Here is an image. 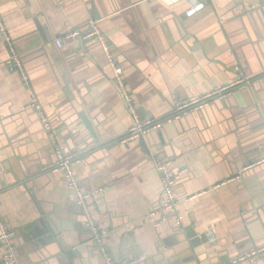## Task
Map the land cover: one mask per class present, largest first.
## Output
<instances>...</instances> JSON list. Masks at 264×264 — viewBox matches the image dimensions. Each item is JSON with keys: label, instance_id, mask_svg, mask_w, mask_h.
<instances>
[{"label": "crops", "instance_id": "obj_1", "mask_svg": "<svg viewBox=\"0 0 264 264\" xmlns=\"http://www.w3.org/2000/svg\"><path fill=\"white\" fill-rule=\"evenodd\" d=\"M88 18L111 44L138 121H160L138 139L120 141L135 121L99 44H55ZM0 19L12 42L0 31V215L19 264H105L65 179L48 169L53 139L80 159L74 171L95 191L115 264H264L233 263L264 245V0H0ZM13 52L28 85L4 64ZM239 75L250 82L169 119L177 103ZM31 93L52 132L25 108ZM165 159L184 170L180 228L145 219L162 198L155 164Z\"/></svg>", "mask_w": 264, "mask_h": 264}, {"label": "built area", "instance_id": "obj_2", "mask_svg": "<svg viewBox=\"0 0 264 264\" xmlns=\"http://www.w3.org/2000/svg\"><path fill=\"white\" fill-rule=\"evenodd\" d=\"M199 5L200 4H198L197 6ZM193 10H195L194 6L190 11ZM0 31L5 37V42L8 47L12 48L11 37L5 31V27L1 19ZM70 38L95 40L107 57L117 86L119 87L126 105L135 121L132 127H130V129L128 130V133L120 139L121 142H126L129 139H138L139 137H141V135L150 131L152 128L159 126L160 121H146L144 123L138 121L131 96L129 95L125 87L121 70L114 59L111 44L99 27L98 21L95 18H88L85 26L81 29H72L64 32L55 39V44L61 48L63 47L64 40ZM4 64L7 65L11 70H17L20 73L24 83L26 85L29 84V77L25 72L24 67L20 62L17 54L13 52V54H11V58ZM250 79L251 78L249 76L239 75L232 83L228 85L216 87L212 91L197 98L179 102L175 105L174 113L171 117H169V119L172 117H180L181 115L186 114L189 111L200 110L204 108L211 101V99L223 98L229 92L230 88L240 84H248L250 82ZM25 108L36 111L42 123L43 129L48 132H52V127L49 122L50 120L47 114L44 112L41 104L37 101L34 93H31V99L25 105ZM56 142L57 141L53 139L54 147L56 149V160L48 166V169L52 170L53 172L61 173V175L65 179L68 189L74 195L75 202L82 208L84 215V225L86 229H88L94 244L102 254L105 264H115V262L107 252L104 243L105 237L108 233V229L101 226L95 216V205L92 202L95 191L85 190L81 186L80 180L74 171V165L78 163L80 159L76 154L64 152L60 148V146L56 144ZM261 162H264V157L263 159H261ZM171 164L172 162L166 159L160 160L155 164L162 185V198L158 206L148 212L145 219L151 222L154 226H158L161 221L169 219L173 222L175 227L180 228V226L182 225L183 215L180 213L178 208V199L175 195V184L177 178L184 172V170L182 169L178 173H174L172 171ZM13 234V230L6 227L0 215V243L2 245L0 248V261H3L5 264H19L12 245ZM203 234H205L210 241L214 240L211 229H206ZM262 255H264V245L245 254L237 255L236 257H234L233 263ZM130 263L131 262H125L121 264Z\"/></svg>", "mask_w": 264, "mask_h": 264}, {"label": "water", "instance_id": "obj_3", "mask_svg": "<svg viewBox=\"0 0 264 264\" xmlns=\"http://www.w3.org/2000/svg\"><path fill=\"white\" fill-rule=\"evenodd\" d=\"M81 208V207H80ZM82 209V208H81ZM83 212V211H82ZM51 219H52V221H53V223H54V225H52L50 222L48 223L49 224V230L51 231V233L50 234H53V235H58L59 234V231H60V229H61V227H58V222H56V221H54V215H50L49 216ZM43 230L44 231H46V232H49L46 228H43ZM1 243H0V248H1ZM14 253H15V251H14ZM0 264H5L3 261H0Z\"/></svg>", "mask_w": 264, "mask_h": 264}]
</instances>
